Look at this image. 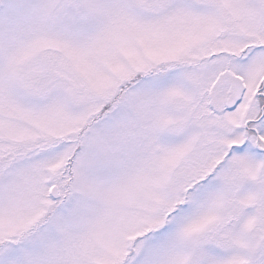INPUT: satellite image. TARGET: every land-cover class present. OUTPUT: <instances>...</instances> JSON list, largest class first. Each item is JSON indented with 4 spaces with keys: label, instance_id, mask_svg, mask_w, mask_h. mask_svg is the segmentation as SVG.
Returning <instances> with one entry per match:
<instances>
[{
    "label": "snow or ice",
    "instance_id": "6c2138e0",
    "mask_svg": "<svg viewBox=\"0 0 264 264\" xmlns=\"http://www.w3.org/2000/svg\"><path fill=\"white\" fill-rule=\"evenodd\" d=\"M0 264H264V0H0Z\"/></svg>",
    "mask_w": 264,
    "mask_h": 264
}]
</instances>
